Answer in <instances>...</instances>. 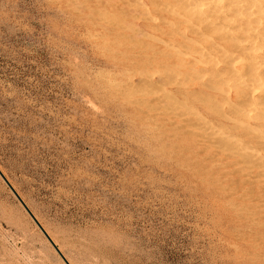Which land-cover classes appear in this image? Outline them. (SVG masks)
Instances as JSON below:
<instances>
[{
	"label": "rangeland",
	"instance_id": "1",
	"mask_svg": "<svg viewBox=\"0 0 264 264\" xmlns=\"http://www.w3.org/2000/svg\"><path fill=\"white\" fill-rule=\"evenodd\" d=\"M119 1L0 0L1 171L71 264H264V170L231 144L250 129L175 90L207 76L162 65L191 50L144 35L145 10ZM220 78L218 104L234 93ZM0 264H66L1 175Z\"/></svg>",
	"mask_w": 264,
	"mask_h": 264
},
{
	"label": "bare ground",
	"instance_id": "2",
	"mask_svg": "<svg viewBox=\"0 0 264 264\" xmlns=\"http://www.w3.org/2000/svg\"><path fill=\"white\" fill-rule=\"evenodd\" d=\"M80 1V0H78ZM83 1V0H82ZM97 1V0H96ZM103 1V0H102ZM135 2H137V4L133 3L135 6V8L137 7L138 10L139 8L142 10H145V14H147V16H142L141 13V19L144 18L145 22L143 23L142 26H139L138 24H134L135 28H141L142 30H140V32L142 31L144 35L152 38V39H156L159 42H162L163 44H170V45H174V46H178L179 48H188L191 51L187 52V54L185 53L184 56L177 57V58H167L165 60H162L161 63L162 65H167V64H171V63H175L180 65L181 67L184 66L186 67L187 65L185 63H191L192 62V66H190L192 69V72L196 74L197 77L200 76H207L206 79L208 78V80L203 79L198 81V83L190 85V86H185V87H179L177 90L179 93L181 94H198L199 93H206L205 95H207L208 99L210 100H214V104L212 107V112L213 115L215 116V119L217 118V120H221V119H226L228 118L229 120L232 121V119H234V123H239L238 125L242 124V128H249L250 130L247 131L248 133H250L251 135L249 136L251 139V142L253 143L250 144L251 142H233L231 144H233V146L235 145V148L237 144L240 145V148L238 150H241V153L249 158V159L253 164L255 165H259L260 167L263 168L264 170V0H133ZM72 2V1H71ZM76 2V1H75ZM88 2V1H87ZM86 2V3H87ZM108 2V1H107ZM99 3V2H98ZM130 0H120L119 1V6H115L116 9H123L128 10L129 11V7L125 6L124 4L127 5H133ZM69 4V3H68ZM82 4V2H81ZM102 4V3H101ZM107 4V3H106ZM111 4V3H110ZM76 5V4H75ZM79 5V4H77ZM100 5V4H99ZM85 6V4H84ZM96 6V5H95ZM106 6V5H105ZM109 6V5H108ZM77 7V6H76ZM88 7V6H87ZM86 7V8H87ZM131 7V6H130ZM75 8V7H74ZM84 8V7H83ZM105 8V7H104ZM133 8V6H132ZM134 8V9H135ZM136 8V9H137ZM100 9V8H99ZM106 9V8H105ZM94 10V9H93ZM91 10V12L94 13H98L97 10L96 12ZM131 10V9H130ZM108 11V10H107ZM121 11V10H120ZM134 11V10H132ZM141 11H137V12H141ZM76 12L78 13V9L76 10ZM80 13V12H79ZM107 13V12H104ZM109 13V12H108ZM107 13V14H108ZM122 13V12H121ZM136 13V12H133ZM92 14V13H91ZM101 13H98V15H100ZM103 14V13H102ZM101 14V17H103ZM112 14V13H110ZM123 14V13H122ZM121 14V15H122ZM144 14V13H143ZM192 15V19H186L185 21V25L183 26V22L184 20L182 19V16H186V15ZM113 15V14H112ZM135 15V14H133ZM87 16V15H86ZM93 16V15H92ZM107 16V15H106ZM132 16V15H131ZM138 15H136L137 17ZM101 17H99L101 19ZM108 17V16H107ZM135 17V16H133ZM132 17V19H134ZM91 18V16H90ZM97 18V17H95ZM104 18V17H103ZM103 18L101 19V21L103 20ZM112 18V17H111ZM94 19V18H93ZM114 19V18H113ZM98 20V19H97ZM110 18L108 20L105 19V22H109L110 24ZM124 21V20H123ZM91 23V21H89ZM106 22V23H107ZM115 22L117 23V21L115 20ZM113 22V23H115ZM115 23V24H116ZM133 23V22H132ZM108 24V23H107ZM118 24V23H117ZM116 24V26H117ZM99 25V24H98ZM125 27L124 30L129 29L126 28V24L124 23ZM94 26V24H93ZM96 26V25H95ZM94 26V27H95ZM133 26V25H131ZM128 27V26H127ZM108 28V27H107ZM123 29V27H120ZM139 28V29H140ZM115 29V28H113ZM132 29V27L130 28ZM129 29V30H130ZM89 30V29H88ZM102 30V29H101ZM95 31V30H94ZM109 32V30H108ZM123 32V31H122ZM137 33L136 36H138V34L141 35V33ZM90 33V32H89ZM133 33H135L133 31ZM97 33L95 32V35ZM120 34V33H119ZM117 34V35H119ZM94 35V36H95ZM104 35V34H103ZM115 35V34H114ZM122 35V34H121ZM134 35V34H133ZM143 35V36H144ZM108 36V35H107ZM135 36V37H136ZM142 36V35H141ZM142 36V37H143ZM99 37V36H98ZM104 37V36H103ZM113 37V36H112ZM145 37V36H144ZM120 38V37H118ZM122 38V37H121ZM124 38V37H123ZM131 39V38H129ZM118 40V39H117ZM120 40V39H119ZM132 40V39H131ZM130 40V42H131ZM135 40V38H134ZM115 41V40H114ZM123 41V40H122ZM106 42V41H105ZM109 42V41H108ZM120 42V41H119ZM125 42V41H124ZM148 42V41H147ZM129 43V42H128ZM115 44V43H113ZM141 44V43H140ZM139 44V45H140ZM151 44V43H150ZM116 45V44H115ZM138 45V44H135ZM134 45V46H135ZM152 45V44H151ZM120 46V45H118ZM125 46V45H124ZM127 46V45H126ZM158 46V45H157ZM122 47V45L120 46ZM128 47V46H127ZM155 47V46H154ZM165 47L167 48V45H165ZM150 48V47H148ZM171 48V47H170ZM174 48V47H173ZM145 49V47H144ZM151 49V48H150ZM152 49L154 50V48L152 47ZM175 49V48H174ZM177 49V48H176ZM140 50V49H139ZM142 50V49H141ZM146 51V50H145ZM158 51V50H157ZM163 52V50H161ZM165 51V49H164ZM177 52L180 50H176ZM184 51V50H183ZM138 52V50H137ZM141 52V51H139ZM181 52V51H180ZM126 53V52H125ZM157 53L156 51L153 52V54ZM167 53V51L165 52ZM169 53V52H168ZM167 53V54H168ZM167 54H162L163 56L167 55ZM170 54V53H169ZM168 54V55H169ZM149 55V54H147ZM161 55V53H160ZM167 55V56H168ZM151 56V55H150ZM155 55H153L154 57ZM133 57V56H132ZM145 57V56H144ZM135 58V57H134ZM141 58V57H140ZM151 58V57H150ZM143 59V57H142ZM152 59V58H151ZM131 60V59H130ZM139 60V59H137ZM149 61V60H148ZM159 61V60H158ZM134 62V61H133ZM137 62H141L137 61ZM136 62V63H137ZM241 65V67H239V64ZM144 64V63H143ZM153 64V63H152ZM151 64V65H152ZM160 64V63H159ZM148 65V64H147ZM156 65V63H155ZM161 65V64H160ZM190 65V64H189ZM188 65V66H189ZM150 66V65H149ZM158 67V66H157ZM161 67V66H160ZM164 67V66H163ZM177 67V65H176ZM167 68H169L168 66H166V71L168 70ZM173 68V67H172ZM151 69V68H150ZM154 69V68H153ZM156 69V68H155ZM165 69V68H164ZM145 70H147V68H145ZM160 70V69H159ZM174 72V68L172 69ZM178 72L179 69H177ZM158 73V70H156ZM165 71V72H166ZM161 72V70H160ZM168 72V71H167ZM151 73V72H149ZM183 73V72H182ZM139 74V73H138ZM170 74V72H169ZM175 74V73H173ZM172 74V75H173ZM151 75V74H150ZM154 75V73H153ZM152 75V76H153ZM166 75V74H165ZM171 75V76H172ZM190 75V73H189ZM187 76V75H186ZM221 76H223V83H226V81L229 80L233 81V86H234V93L228 94V95H224L222 97V104L221 101L219 102L218 96H217V91H221L223 92V94H227L225 93V91H223V89H221L219 86V81L221 80ZM144 77V76H143ZM148 77H150L148 75ZM165 78V76H163ZM174 78V76H172ZM178 77V76H177ZM157 78V77H156ZM158 78H160V76H158ZM157 78V80H158ZM169 78V77H168ZM172 78V79H173ZM186 80V77H184ZM189 78V77H188ZM144 79V78H142ZM145 78V82H146ZM149 79V78H148ZM161 79V78H160ZM171 79V80H172ZM176 78H174L175 80ZM181 79V78H179ZM197 79V78H196ZM199 79V78H198ZM154 80V79H153ZM164 80V79H163ZM183 80V81H184ZM173 81V80H172ZM176 81V80H175ZM180 81V80H179ZM179 81L176 82H172L176 85H182L181 83H179ZM148 82V81H147ZM150 82H152V79L150 80ZM158 82V81H157ZM162 82V81H161ZM171 83V81H168ZM149 83V82H148ZM147 83V84H148ZM165 83V82H163ZM169 83V84H170ZM171 83V84H172ZM151 84V83H150ZM156 84V83H155ZM160 84V85H158ZM158 87L154 85L152 86L155 91L159 90L162 91V88H159V86H162L159 81L158 83ZM186 85V83H184ZM222 84V83H221ZM164 85V88L165 84ZM195 85H199L201 92H197L198 89L193 88ZM149 86V85H148ZM226 86V85H225ZM228 86V85H227ZM163 87V86H162ZM157 89V90H156ZM171 89V88H170ZM148 90V88H147ZM151 90V89H149ZM165 90V89H164ZM173 90V89H172ZM153 92V89L151 90ZM149 91V92H151ZM166 91V90H165ZM158 92V91H157ZM170 92V91H169ZM166 93V92H165ZM164 94V91L163 93ZM174 94V93H173ZM180 94V95H181ZM164 96V95H163ZM173 96V95H172ZM171 96V97H172ZM185 96V95H184ZM183 96V98H185ZM160 97V94H159ZM162 97V96H161ZM165 97V96H164ZM174 97V96H173ZM172 97V99H173ZM207 97H204V99ZM221 97V96H220ZM163 98V97H162ZM170 98V96H169ZM190 98V97H189ZM192 98V97H191ZM190 98V99H191ZM199 98V97H196ZM202 98V96H201ZM161 99V98H160ZM164 99V98H163ZM176 99V98H175ZM188 99V98H187ZM200 99V98H199ZM198 99V100H199ZM159 100V99H158ZM165 102L166 99H164ZM174 100V99H173ZM172 100V101H173ZM181 100V99H180ZM186 100V98H185ZM197 99H194L193 101H195ZM197 100V101H198ZM153 101V100H152ZM151 101V102H152ZM160 101V100H159ZM158 101V102H159ZM161 101H163L161 99ZM160 101V104H161ZM178 101V100H177ZM192 101V100H189ZM192 101V103H194ZM201 101V100H200ZM202 101H204L202 99ZM164 102V101H163ZM179 102V101H178ZM177 102V104H178ZM184 101H181L178 105L177 104H173L175 106V108H178L179 105H181V103ZM209 102V100H208ZM206 102V103H208ZM168 103V102H167ZM171 103V102H170ZM189 103V102H188ZM200 103V102H199ZM203 103V102H202ZM204 103V105L206 104ZM210 103V102H209ZM163 104V103H162ZM172 104V103H171ZM170 104V105H171ZM191 104V103H189ZM223 104L231 105L232 107L229 109L234 112L239 114L238 119L237 117L234 118L231 115L227 114V110L224 109ZM169 105V104H168ZM184 105V107L186 106V104H182ZM181 105V106H182ZM209 105V104H208ZM174 106H172L174 108ZM177 106V107H176ZM195 106V105H194ZM160 107V106H159ZM165 107V106H164ZM171 107V106H170ZM171 107V108H172ZM186 107H189L188 105ZM190 107H192L190 105ZM200 107V106H198ZM211 107V106H210ZM161 108V107H160ZM154 109V107H153ZM186 109V108H185ZM190 109V108H189ZM195 109V108H194ZM152 110V109H151ZM167 110V108H166ZM170 110V108L168 109ZM167 110V111H168ZM182 110V109H179ZM188 110V109H187ZM172 111V110H171ZM170 111V112H171ZM183 111V110H182ZM185 111V110H184ZM192 110L190 109L189 112H191ZM197 111V110H196ZM157 112V111H156ZM173 112L174 109H173ZM187 111H185L186 113ZM188 112V113H189ZM162 113L164 114V112L162 111ZM178 113V112H177ZM181 111H179V115ZM169 114V113H168ZM167 114V115H168ZM175 114V113H174ZM198 114V113H197ZM196 114V115H197ZM177 115V114H176ZM192 115V113H191ZM195 115V114H194ZM203 115V114H202ZM171 116V115H170ZM163 117V116H162ZM175 117V116H173ZM178 117V115H177ZM183 117V116H182ZM181 117V118H182ZM199 117V116H197ZM202 117V116H201ZM200 117V118H201ZM213 117V116H212ZM172 118V117H171ZM180 118V119H181ZM187 118V117H186ZM182 119L183 121L187 120V119ZM160 119V118H158ZM164 120V118H161ZM166 119V118H165ZM168 119V118H167ZM189 119V117H188ZM192 119V118H191ZM197 119V118H196ZM214 119V118H213ZM170 120V119H169ZM174 120V119H173ZM172 120V121H173ZM203 120V118L201 119ZM209 120V119H207ZM211 120V118H210ZM184 121V122H185ZM204 121H206L204 119ZM203 121V122H204ZM215 121V120H214ZM214 121L212 120V122L214 123ZM237 121V122H236ZM239 121V122H238ZM164 122V121H163ZM169 122V121H168ZM165 122V123H168ZM190 122V121H189ZM193 122V121H192ZM191 122V124H192ZM195 123L197 122V120L194 121ZM217 122V121H216ZM172 123V122H170ZM186 123H188V121H186ZM185 123V124H186ZM198 123V122H197ZM204 123H209L208 121L204 122ZM221 122H218V124H220ZM224 123V122H223ZM221 123V124H223ZM179 124V123H177ZM211 123H209L208 125H210ZM215 124V123H214ZM214 124H212L214 126ZM218 124L216 125L218 127ZM254 124V126H253ZM171 125V124H170ZM195 125V124H194ZM193 125V126H194ZM201 127V124H199ZM198 125V126H199ZM211 125V126H212ZM227 125V124H226ZM175 126V125H174ZM177 126V125H176ZM189 126V125H188ZM225 126V125H224ZM229 126V124H228ZM233 126V125H232ZM240 126V127H241ZM163 127H166L165 125ZM172 127V126H171ZM181 127V126H180ZM184 127V126H182ZM210 127V126H208ZM215 127V126H214ZM231 127V126H230ZM238 127V126H236ZM199 128V127H197ZM204 128V127H203ZM211 128V127H210ZM213 128V127H212ZM216 128V127H215ZM219 128V127H218ZM235 128V127H234ZM170 129V128H169ZM173 129V128H172ZM179 129V127L177 128ZM192 129V128H191ZM202 129V128H201ZM206 129V128H205ZM208 129V128H207ZM214 129V128H213ZM224 129L221 127V130ZM184 130V129H183ZM186 130V129H185ZM165 131V130H164ZM182 130L180 129V132ZM188 131V130H186ZM208 131V130H207ZM213 131V130H212ZM219 131L221 134L224 132ZM215 131V132H216ZM167 132V131H166ZM175 132H177L175 130ZM177 132V133H180ZM191 132V131H189ZM187 132V133H189ZM194 132V131H193ZM201 132V131H200ZM243 132V131H242ZM171 133V132H170ZM244 133V132H243ZM168 134V133H167ZM195 134V132H194ZM199 134V133H198ZM197 134V135H198ZM206 134V132H205ZM204 133H202L201 135H205ZM219 134V133H218ZM219 134V135H221ZM239 134V133H238ZM246 134V132H245ZM184 135V134H183ZM196 135V136H197ZM200 135V136H201ZM211 135H215L214 132L212 134H210V136L205 135V137H216V136H211ZM235 135V134H234ZM244 135V134H243ZM179 135H177L178 137ZM221 136H224L223 134ZM175 137V138H177ZM182 138H185V136H181ZM188 137V136H187ZM228 135H226V139H227ZM241 137V134H240ZM190 138V137H188ZM218 138V137H216ZM225 138V136H224ZM209 139V138H208ZM229 139V137H228ZM227 139V141H228ZM237 139V138H236ZM177 140V139H176ZM214 140V139H213ZM220 140V139H219ZM222 140V139H221ZM231 140H233V138H231ZM178 141V140H177ZM208 141V140H207ZM225 141V139H224ZM240 141V140H239ZM249 141V140H248ZM211 142V141H210ZM222 142V141H221ZM175 143V142H173ZM199 143V142H198ZM220 143V141H219ZM223 143V142H222ZM201 144V143H200ZM230 144V143H229ZM176 145V144H175ZM178 145V144H177ZM193 145V144H192ZM205 145V144H204ZM207 145V144H206ZM215 145L216 144H212ZM183 146V145H182ZM218 146V145H217ZM221 146V145H220ZM223 149H224V145ZM227 146V145H225ZM231 145H229L230 147ZM238 146V145H237ZM174 147V145H173ZM181 147V146H180ZM186 147V146H185ZM228 147V148H229ZM178 148V146H177ZM205 148V147H204ZM232 148V147H230ZM175 149V148H174ZM234 149V147L232 148ZM177 150V149H175ZM180 150V149H179ZM177 150V151H179ZM183 150V148H182ZM188 150V149H185ZM191 150V149H189ZM188 150V151H189ZM217 150V149H216ZM215 150V151H216ZM236 150V149H235ZM194 151V150H193ZM218 151V150H217ZM220 151V150H219ZM222 151V149H221ZM199 152H201V149L199 150ZM203 152V151H202ZM239 152V151H238ZM195 153V152H194ZM224 153V152H223ZM181 154H183L181 152ZM227 154V153H226ZM216 155V154H215ZM230 155V154H228ZM232 155V154H231ZM188 156V155H185ZM189 157V156H188ZM213 157V156H211ZM190 158V157H189ZM207 158H209L207 156ZM217 159V158H216ZM220 159V158H219ZM218 159V160H219ZM244 159V158H243ZM246 159V162L248 161ZM197 160V159H196ZM238 161V160H237ZM241 158L239 159L240 163ZM245 161V160H242ZM195 162V161H194ZM198 163V162H196ZM226 163V162H225ZM249 163V162H248ZM198 164H201L198 163ZM236 164V163H235ZM214 165V164H213ZM212 165V166H213ZM249 165V164H247ZM251 165V164H250ZM249 165V167L251 168V166ZM219 166V165H218ZM222 166V165H220ZM243 166V165H242ZM245 166V164H244ZM199 167V166H197ZM206 167V166H204ZM247 167V166H245ZM245 167H241V168H245ZM253 167V166H252ZM219 168V167H218ZM217 168V169H218ZM194 169V168H193ZM200 169V168H199ZM207 169V168H206ZM211 169V168H210ZM195 170V169H194ZM197 170V169H196ZM201 170V169H200ZM198 170V171H200ZM208 170V169H207ZM206 170V171H207ZM232 170V169H231ZM222 171V170H221ZM228 171V170H227ZM226 171V172H227ZM237 171V170H234ZM240 171V170H238ZM212 172V171H211ZM249 172V171H248ZM232 173V172H231ZM259 173V172H258ZM214 174V173H213ZM244 174V173H243ZM248 174V173H247ZM264 174V171L262 173H260V175ZM246 175V174H245ZM239 176V175H237ZM258 176V175H256ZM253 177V176H252ZM255 177V176H254ZM219 178H221L219 176ZM203 179V178H202ZM228 179V178H226ZM247 179V178H245ZM200 180V178L198 179ZM219 180V179H218ZM236 180V179H235ZM258 179H256L257 181ZM263 180V179H261ZM10 181V180H9ZM248 180H246L247 182ZM255 180H253L254 182ZM259 181V180H258ZM11 182V181H10ZM208 182V181H206ZM223 182V181H222ZM221 182V183H222ZM234 183V181H231ZM236 182V181H235ZM245 182V183H246ZM250 182V181H249ZM252 182V181H251ZM220 183V184H221ZM238 183V182H237ZM243 183V184H245ZM232 184V183H231ZM230 184V185H231ZM239 184V183H238ZM237 184V186H238ZM225 186V185H224ZM236 186V187H237ZM253 186V185H252ZM230 187V186H229ZM248 187V186H247ZM208 187H206L207 190ZM226 188V187H225ZM246 188V187H245ZM263 188V187H262ZM252 189V188H251ZM253 190V189H252ZM211 191V190H210ZM245 191V190H244ZM249 191V190H248ZM251 192V191H250ZM216 193V192H215ZM219 193V192H218ZM212 194V193H211ZM225 194V193H224ZM223 194V195H224ZM234 194V192H233ZM216 195H218L216 193ZM241 196V195H240ZM243 196V195H242ZM221 197V196H220ZM257 197V196H256ZM259 197V196H258ZM257 199V198H256ZM254 200V199H252ZM231 203V201H229ZM237 203V201H236ZM227 204V203H226ZM264 204V203H263ZM262 205V203H261ZM235 207V206H234ZM31 208V207H30ZM240 208V207H239ZM232 209V208H231ZM242 210V209H241ZM33 211V210H32ZM252 211V210H251ZM260 211H262L260 209ZM254 212V211H253ZM252 212V213H253ZM258 212V211H257ZM256 212V213H257ZM255 213V212H254ZM241 215V214H239ZM37 216V215H36ZM38 217V216H37ZM258 217V216H257ZM256 217V218H257ZM247 225V224H246ZM263 224H261L262 226ZM248 226V225H247ZM251 227V226H250ZM245 229V228H244ZM251 230V228H250ZM253 231V230H251ZM256 232V231H255ZM261 232V231H260ZM250 233V232H249ZM259 233V232H258ZM86 242V241H85ZM89 243V242H88ZM93 245V244H92ZM97 245V244H96ZM82 246V245H79ZM85 246V245H84ZM61 250V249H60ZM66 252V251H65ZM80 252V251H79ZM94 253V251H93ZM97 253V252H96ZM65 254V253H64ZM98 255V254H97ZM92 256V254H91ZM94 258V256H92ZM109 261V260H108ZM92 263V262H91ZM111 263V262H110ZM109 263V264H110Z\"/></svg>",
	"mask_w": 264,
	"mask_h": 264
},
{
	"label": "water",
	"instance_id": "3",
	"mask_svg": "<svg viewBox=\"0 0 264 264\" xmlns=\"http://www.w3.org/2000/svg\"><path fill=\"white\" fill-rule=\"evenodd\" d=\"M0 175L2 176V178L5 180V182L8 184V186L11 188V190L14 192V194L16 195V197L19 199V201L22 203V205L25 207V209L28 211V213L32 216V218L34 219V221L36 222V224L39 226V228L42 230V232L46 235V237L48 238V240L51 242V244L54 246V248L56 249V251L59 253V255L62 257V259L65 261L66 264H71L68 259L65 257V255L63 254V252L60 250V248L56 245V243L54 242V240L50 237V235L47 233V231L45 230V228L42 226V224L38 221V219L36 218V216L33 214V212L30 210V208L27 206V204L24 202V200L21 198V196L18 194V192L14 189V187L12 186V184L9 182V180L7 179V177L4 175V173L1 171L0 169Z\"/></svg>",
	"mask_w": 264,
	"mask_h": 264
}]
</instances>
